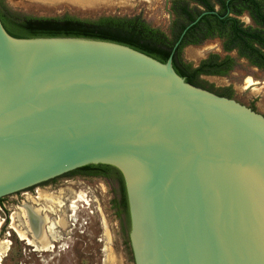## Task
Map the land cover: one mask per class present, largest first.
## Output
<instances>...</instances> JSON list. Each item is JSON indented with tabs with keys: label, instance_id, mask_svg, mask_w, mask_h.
<instances>
[{
	"label": "water",
	"instance_id": "obj_1",
	"mask_svg": "<svg viewBox=\"0 0 264 264\" xmlns=\"http://www.w3.org/2000/svg\"><path fill=\"white\" fill-rule=\"evenodd\" d=\"M97 164L123 177L134 264H264L263 115L185 82L172 54L0 22V199Z\"/></svg>",
	"mask_w": 264,
	"mask_h": 264
},
{
	"label": "rangeland",
	"instance_id": "obj_2",
	"mask_svg": "<svg viewBox=\"0 0 264 264\" xmlns=\"http://www.w3.org/2000/svg\"><path fill=\"white\" fill-rule=\"evenodd\" d=\"M2 2L10 11L21 17L57 19L69 17L94 21L101 17L140 16L151 27L167 35L172 20L169 11L170 0H2ZM241 21L250 24L246 16L241 17ZM209 54H217L220 57L227 55L222 50L221 41L211 39L200 45L185 47L181 57L185 62L197 65ZM228 55L235 60V64L226 75L201 76L200 81L213 90L230 88L233 100L251 107L264 116V71H258L250 66L245 59L238 57L235 51ZM68 181L75 182L73 185L75 192L87 194V199H95V204L92 203L90 206L92 214L87 210H81L79 223L74 227L62 224L61 228L56 229L50 222L54 232L55 229L59 230L58 237L54 233L53 236L47 237L48 244L44 245L36 239L31 230L28 217H25V211L21 208L19 193L6 197L8 210L0 212V264H134L129 240L120 226L117 215L115 203L119 195L115 183L110 186L100 179L80 178ZM63 189L68 192L70 190L65 187ZM47 205L53 206L52 203ZM16 231L24 233L26 239H21ZM51 238H56V242L53 243Z\"/></svg>",
	"mask_w": 264,
	"mask_h": 264
},
{
	"label": "trees",
	"instance_id": "obj_3",
	"mask_svg": "<svg viewBox=\"0 0 264 264\" xmlns=\"http://www.w3.org/2000/svg\"><path fill=\"white\" fill-rule=\"evenodd\" d=\"M170 12L172 20L167 35L151 27L140 16L101 17L94 21L69 17L60 19L21 17L10 11L0 0V22L6 33L13 38L63 37L111 42L126 46L160 63H166L172 54V67L175 73L194 86H204L199 79L202 75L224 76L234 66V60L228 55L221 59L217 54H211L201 60L197 67L182 59L181 54L185 47L200 45L206 40L218 39L224 52L235 51L238 57L264 69V0H171ZM203 12L207 14L189 27L180 39L184 29ZM244 14L249 16L253 26L245 25L241 21L240 17ZM177 41L179 43L173 49ZM224 90L226 91L224 95L232 96L230 88ZM102 169L113 173H105ZM84 171L87 172L83 174L106 175L117 182L119 199L115 205L117 215L125 216L123 231L128 238L130 219L121 173L112 166L97 164L81 167L68 174ZM130 254L132 256L131 249Z\"/></svg>",
	"mask_w": 264,
	"mask_h": 264
},
{
	"label": "flooded vegetation",
	"instance_id": "obj_4",
	"mask_svg": "<svg viewBox=\"0 0 264 264\" xmlns=\"http://www.w3.org/2000/svg\"><path fill=\"white\" fill-rule=\"evenodd\" d=\"M169 11H170V2H169ZM243 16H246L250 21L249 25L253 26L252 21L249 18V16L247 14H244L241 17H243ZM241 17H240V19H241ZM245 25H247V24H245ZM226 54L228 55L229 53H226ZM209 55H211V54H209ZM227 55H225V56H227ZM224 57H220V58L223 59ZM247 63L250 66L254 67L258 71H264V69H260L256 66L251 65L248 61H247ZM199 64L200 63H198L197 65H193V67H197V66H199ZM234 64H235V60H234ZM202 76H219V75H202ZM197 87L208 90V91H210L214 94H217L219 96H223V97H226L229 99H233L232 96L229 97L227 95H224L226 93L225 90H213V89H211L210 86H206V85H204V86L203 85L202 86L197 85ZM241 104H243V103H241ZM245 106H247V105H245ZM247 107H249V106H247ZM249 108H251V107H249ZM252 110H254V109H252ZM102 170L105 173H108V172L113 173L112 171L107 170V169H102ZM86 172L85 171L84 172H76L73 174L66 173V174H63L59 177H56L54 179H51L49 181H46L44 183H41L39 185H36V186L31 187L29 189H26L24 191L18 192L19 195L21 196V200H20L21 206L26 204L30 208H32V207L34 209L36 208L35 210H37L38 213L41 212L43 214V216H45L48 220H50V222L55 225L56 229H57V227L61 228L62 224H63V226L69 227L70 226L69 225V215H70L69 204L71 201H74L76 199V194L78 191L77 192L74 191L73 185L75 184V182L68 181V180L73 179V178H76V179H79V178L80 179H100V180L105 181L110 186L112 185V183H115V185L117 186V189H118L117 182H114L110 177H108L106 175H100V174H97V175L91 174V176L88 174H83ZM89 172L91 173V171H89ZM71 175H78V176L74 177ZM59 181H63V182L58 183ZM63 187H65L66 189H70L69 192L65 191L63 189ZM117 192H118V190H117ZM18 193H15V195H17ZM12 195H14V194H12ZM6 197H8V196H6ZM6 197H3L0 199V212H2V213L4 210H8V207H7L8 200L5 199ZM92 200H93V203L95 204V199H92ZM48 203H52L53 206L47 205ZM10 204H12V203H10ZM67 213H68V215H67ZM118 219L120 221V226L123 228V224H124L123 222H125V216L124 215H122L120 217L118 216ZM121 219H122V221H121ZM56 229H55V234H56V237H58L59 230H56ZM55 239L56 238H51L53 243L56 242ZM29 246L33 247L32 245H29ZM52 246H54V245L52 244Z\"/></svg>",
	"mask_w": 264,
	"mask_h": 264
},
{
	"label": "bare ground",
	"instance_id": "obj_5",
	"mask_svg": "<svg viewBox=\"0 0 264 264\" xmlns=\"http://www.w3.org/2000/svg\"><path fill=\"white\" fill-rule=\"evenodd\" d=\"M21 208L25 211V217H28V223L33 231V234L36 236V239L41 241L44 245L48 244L47 237L53 236L55 233L50 221L44 217L41 212L38 213L37 210H35L36 208H30L26 204ZM16 232L21 239H26L24 233L18 231Z\"/></svg>",
	"mask_w": 264,
	"mask_h": 264
},
{
	"label": "built area",
	"instance_id": "obj_6",
	"mask_svg": "<svg viewBox=\"0 0 264 264\" xmlns=\"http://www.w3.org/2000/svg\"><path fill=\"white\" fill-rule=\"evenodd\" d=\"M78 192L76 194V199L74 201H71L69 204V210H70V215H69V225L70 227H74L75 224L79 223V213L81 210H87L90 214H92V209L90 206L93 203V200L91 198H86L87 194H79ZM85 224H87L85 222Z\"/></svg>",
	"mask_w": 264,
	"mask_h": 264
}]
</instances>
